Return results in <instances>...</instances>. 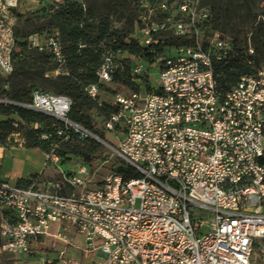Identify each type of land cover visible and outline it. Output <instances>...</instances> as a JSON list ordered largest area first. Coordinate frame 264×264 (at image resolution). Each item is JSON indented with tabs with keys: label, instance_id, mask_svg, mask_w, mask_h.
<instances>
[{
	"label": "built area",
	"instance_id": "2783aa9c",
	"mask_svg": "<svg viewBox=\"0 0 264 264\" xmlns=\"http://www.w3.org/2000/svg\"><path fill=\"white\" fill-rule=\"evenodd\" d=\"M28 1L39 6L42 0ZM171 1L132 0L131 39L148 51L150 62H142L156 69L158 79L154 92L115 93L105 104L110 113L103 129L121 135L115 146L69 119L70 98L33 89L29 100L16 101L2 86L0 107L53 118L27 124L10 114L7 142L13 138L23 147L26 132L43 128L63 142H104L126 173L113 168L92 182L96 169L84 165L62 173L53 188L0 181L1 254L27 253L31 243L54 241L64 247L59 259L40 264H57L67 248L93 264H252L254 244L264 239V62L224 89L214 64L230 58L233 42L206 35L210 9L200 0H182L175 16ZM20 2L0 0L3 79L24 54L15 35ZM169 38L183 44L175 54L165 52ZM26 42L64 62L58 30L31 34ZM99 48V84L85 88L92 100L100 84L114 85L122 63L113 49ZM254 51L250 34L246 54ZM142 71L138 65L131 74ZM45 158L58 160L55 150ZM67 264L83 263L68 258Z\"/></svg>",
	"mask_w": 264,
	"mask_h": 264
},
{
	"label": "trees",
	"instance_id": "16d2710c",
	"mask_svg": "<svg viewBox=\"0 0 264 264\" xmlns=\"http://www.w3.org/2000/svg\"><path fill=\"white\" fill-rule=\"evenodd\" d=\"M98 2L103 6L97 8ZM121 2V5L125 7L127 13L121 14L117 21H122L120 27H111V16L118 14L117 6ZM249 1L245 0V5L250 9ZM21 3V2H20ZM128 0H92L88 9L81 8L78 4L72 3L68 5H61L54 11L52 16L48 20V24L54 25L59 31V39L61 42L62 53L65 55L64 62L61 64L65 69L54 78L46 76L47 72L55 70L57 65L51 63L52 57L47 52H41L37 49L29 46L26 39L34 33H38V29L32 32L18 31L17 26L15 29V35L17 39V45L24 51L23 56H17L15 61V67L17 63H21L22 70L18 79L10 81V88L7 94L16 101H27L30 98V89L27 88L29 82L44 84L50 91L58 94L70 97L72 105L68 114L70 120L81 124L84 128L105 140V130L97 126L96 122L91 118L89 111L95 108L104 116V120L108 117L109 111L106 109L105 104L99 106L96 100H92L88 97L85 88L91 84H99L97 70L101 65L102 50L99 48V44L103 40H107L112 43L114 51L128 53L130 55H137L144 62L149 63L151 56L148 51L131 39V34L134 29L135 14L133 5ZM224 15L218 14L217 21L222 17V21H228L226 12ZM21 18V15L17 11V20ZM98 21V24H96ZM259 23L251 30V40L254 45V55L248 56L246 54V48L242 47L241 43L237 40L233 41L232 52L230 58L226 62L215 63L214 68L219 72L218 81L224 88L231 87L241 75L253 73L255 67L264 62V41L260 39L259 35ZM49 31H47L48 33ZM112 49V48H111ZM32 54L33 58L27 61L26 53ZM249 61H253L252 65H248ZM55 63V62H54ZM144 78V77H143ZM31 80V81H30ZM147 82V77L144 78ZM5 79L0 78V93L2 90ZM112 83L117 88H128L131 92H138L137 86L132 82V77L128 66L125 61H122L120 69L113 74ZM41 89V88H36ZM43 90V89H41ZM46 91V90H43ZM155 88L147 84V92H154ZM0 113L6 117L10 114L16 113L27 124L32 122L50 123L53 118L42 113L29 111L25 109H5L0 107ZM12 128L9 125V121L5 120L0 123V143L4 144V136L2 133L7 131L11 132ZM53 137L58 139L61 143V150L58 154L61 157L66 155L76 156L81 159L84 164L89 166L94 171L97 166L95 165L97 160L107 161L110 158V151L99 144L96 141L89 140L86 142L67 141L63 142L52 131ZM41 132L29 131L25 133L26 147L47 149V141L40 139ZM103 151L107 152V155L103 156ZM117 159V158H116ZM118 160V159H117ZM107 168L113 169L115 166V160ZM121 164V163H120ZM116 170L120 173H126V169L121 165ZM8 264V261L5 262ZM12 264V263H9Z\"/></svg>",
	"mask_w": 264,
	"mask_h": 264
},
{
	"label": "rangeland",
	"instance_id": "374dc122",
	"mask_svg": "<svg viewBox=\"0 0 264 264\" xmlns=\"http://www.w3.org/2000/svg\"><path fill=\"white\" fill-rule=\"evenodd\" d=\"M101 1V0H99ZM117 1V0H116ZM182 0H172L171 1V15L175 16L177 12L178 4L181 3ZM250 9L247 8L245 5V0H200V2L207 6L210 9V17L208 19V22L205 26V33L206 35L210 36L212 34H217L219 37H224L232 42L234 40H237L239 43H241L242 47L248 46V40L251 34L252 28L256 25V23H259V35L260 39L264 41V0H248ZM92 0H42L41 4L39 6H34L30 4L28 0H21V3L19 5L18 14L21 15V18H18L17 20V30L18 31H24V32H32L33 30L38 29V32L41 36L47 35V31H50L51 29H56L54 25L48 24L49 18L52 16L54 11L58 9L61 5H68L72 3L78 4L83 9H88L91 5ZM130 2V9H131V3L132 0H128ZM247 2V0H246ZM103 7L99 2L97 5V8ZM121 5V2L118 3L117 10L118 14H113L111 16V27H120L122 21H117L118 17L121 14L127 13V10L124 9ZM129 9V10H130ZM223 12H226L228 16V21H222V17L218 19V14H223ZM98 24V21L97 23ZM58 29V28H57ZM56 29V30H57ZM252 43V40H251ZM106 48H112L114 49L112 43H109L107 40H103L101 42ZM169 48L165 51L167 54H175V52H178L179 48L183 45L179 40L171 39L168 40ZM253 45V44H252ZM173 46V48L171 47ZM254 46V45H253ZM118 57L126 62V65L128 66V69L130 71V74L132 73V69L135 66L143 65V71L140 75H132V82L135 86H137L138 90L140 92H147V84L151 87L155 88L157 86V71L153 67H147L145 64H143V60L137 55H130V54H123L122 52H117ZM27 61L33 62V60H28L30 58H33L32 54L26 53ZM51 63L57 65L55 70H52L50 72L46 73V76L49 78H54L57 75H59L61 72H64L65 69L61 65V63H57L53 60L50 61ZM22 70L21 63H17L14 72L7 78H5V83H3V86H7L10 88V81L16 80L19 77V74ZM147 77V82H145L144 78ZM31 81V80H30ZM27 88H29L31 91L36 88H41L43 90H46L47 92L51 94L58 95L52 91H50L44 84H40L38 82H29L27 85ZM30 91V92H31ZM131 90L128 88H117L114 85L107 86L100 84V92L98 95V98L96 100V103L99 105L101 104H107L110 101V98L113 94L118 93L122 94L124 96L129 95ZM65 96V95H64ZM68 97V96H66ZM70 98V97H69ZM72 101V100H71ZM89 114L91 115V118L96 122L97 126L101 129H103V121L104 116L99 111H97L95 108L89 111ZM6 120V116L2 115L0 113V123ZM29 132V131H28ZM3 136V133H2ZM121 137L120 134H109L105 132V141L115 146L117 144V138ZM40 139L42 141H47V149H42V152L44 153V159H45V167L44 170L41 172L39 177L32 178V182L36 187L39 188H53L56 184L61 181L62 173L63 174H74L75 172H78L80 167L86 165L84 162L81 161L80 158L72 155H66L64 157H61L58 154V151L61 150L60 142L58 139H55L53 137V133L51 129L43 128L40 134ZM5 143L9 146H18L15 143V140L13 138L10 139V141H6L4 139ZM105 148H107L103 143L98 142ZM26 145V143H25ZM23 147H26V146ZM57 146V148H56ZM55 150V154L58 157V160L53 162L50 160H47L45 158L46 154H51ZM103 156L107 155V152L103 151ZM115 160V166L114 168H119L121 166L119 160H117L115 157H110L107 161L97 160L95 165L97 166L96 171L93 175L92 182H97L101 180V178L111 169L107 168L110 164H112ZM67 193H70V190H65ZM139 203H136V207H138ZM77 243H81V238H76ZM64 249V247L54 241H46L43 244H40L38 242L31 243L28 248L27 256L29 258H32L36 255V253H53L55 255L59 254V251ZM72 249L73 248H67ZM264 250V239H259L255 242L254 247L252 249V264H264V256L262 254ZM87 262V261H86ZM86 264H93V263H86Z\"/></svg>",
	"mask_w": 264,
	"mask_h": 264
},
{
	"label": "crops",
	"instance_id": "0c3cea01",
	"mask_svg": "<svg viewBox=\"0 0 264 264\" xmlns=\"http://www.w3.org/2000/svg\"><path fill=\"white\" fill-rule=\"evenodd\" d=\"M45 167L44 153L38 147L27 148L18 146H9L6 143L0 144V181H10L20 185H34L32 178H38ZM27 253L17 255H4L0 253V264L8 261L12 264H40L41 262L51 259L57 261L59 254L52 252L36 253L32 258ZM73 258L83 264L90 263L82 259L80 253L76 250L67 249L63 259L57 264H67V259Z\"/></svg>",
	"mask_w": 264,
	"mask_h": 264
},
{
	"label": "water",
	"instance_id": "95a60500",
	"mask_svg": "<svg viewBox=\"0 0 264 264\" xmlns=\"http://www.w3.org/2000/svg\"><path fill=\"white\" fill-rule=\"evenodd\" d=\"M102 143H104V142H102Z\"/></svg>",
	"mask_w": 264,
	"mask_h": 264
}]
</instances>
